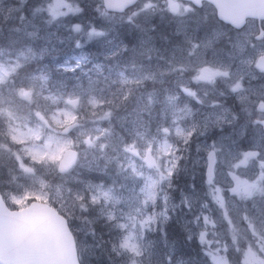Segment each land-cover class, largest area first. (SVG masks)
Here are the masks:
<instances>
[{"label":"rangeland","instance_id":"1","mask_svg":"<svg viewBox=\"0 0 264 264\" xmlns=\"http://www.w3.org/2000/svg\"><path fill=\"white\" fill-rule=\"evenodd\" d=\"M34 1L30 17L21 10L26 0H0V188L9 206L21 208L34 199L53 204L80 234L79 249L88 262L98 255L92 240L99 221L117 231L125 264H183L174 259L167 236L155 235L159 222L175 217L198 240L205 264H264V129L258 122L264 117L258 107L264 71L256 67L264 39H255L256 23L234 32L209 16V6L146 0L118 18L103 9L81 26L63 20L70 7L63 0ZM111 21L137 25L127 52L134 57L118 76L149 83L141 98L146 111L140 112H159L158 118L151 114L157 123L151 130L140 131L135 115L124 111L114 124L108 108L104 123L93 117L83 122L93 108L70 104L69 98L80 97L78 90L63 95L47 86L52 101L43 114L13 99V93L25 99L45 82L37 71L23 76L14 91L8 80L18 67L73 37L88 42ZM23 41H35L34 50L21 49ZM58 58V69L76 65L72 58ZM203 66L210 73L201 79ZM77 121L71 134L64 133ZM69 147L79 151L77 164L59 173ZM211 149L217 158L207 180ZM83 170L102 176L87 179Z\"/></svg>","mask_w":264,"mask_h":264},{"label":"trees","instance_id":"2","mask_svg":"<svg viewBox=\"0 0 264 264\" xmlns=\"http://www.w3.org/2000/svg\"><path fill=\"white\" fill-rule=\"evenodd\" d=\"M79 19L83 20L78 21ZM63 20L69 24L81 22L83 23L81 26L84 23L86 24L87 21L85 16L84 18L68 16ZM106 26L108 27L107 29L102 28V32L88 42L84 37H77L76 39L73 37L75 43L71 40L52 46L40 58L37 57V59L27 61L18 67L15 74L8 80V86L13 84L11 87L14 91L21 88L22 83L19 80L23 79V76L27 77L26 75H31L37 71L43 74V81L45 80V82L44 85L34 88L31 94L25 96V99H20L16 93L12 94L13 99L16 101L21 100L30 109L41 111V114H43L47 105L52 101L50 96L52 92L46 90L47 86L48 88H54L53 90L58 88L61 93L63 92V95L78 90L80 97H71L68 101L74 98L78 100L76 106L86 103L88 110L90 107L93 108L91 110L93 115L89 117L83 116V122H88L93 117L104 123L106 118L101 116L104 110L108 108L115 113V116L112 117L114 124L119 123L115 120V117L117 118L120 115L118 112L124 111L126 115H135L136 123L140 124L138 126L140 131L151 130L157 124L155 117L158 118L159 112L157 113L154 107L152 112H140L141 110L146 111L141 106V104L146 102H143L141 98H144L143 92L148 90L146 85L149 83L128 82L118 76L125 72V68L130 65V61L134 57V55L132 57L127 52L130 49L128 45H132V42L135 41L133 38L137 25L134 22L111 21ZM22 43L21 49L27 47L29 51L34 50L35 41L30 44L26 41ZM15 47H20V44L15 45ZM54 56L72 58L76 65L72 70L58 69L55 65L58 63L59 58L55 61ZM138 58L145 59L146 55L138 54ZM78 60H80L79 63L77 62ZM73 70H75V74H72L71 71ZM126 70L127 72L130 71L129 69ZM4 86L6 85L2 84V87ZM108 86L111 87V90H108ZM83 110H86V107H83ZM152 113L156 116L151 115ZM137 116L142 117V120L137 118ZM115 128L118 129L117 126ZM81 176L87 179H96L102 175L95 171L83 170ZM109 224L103 226L99 221L94 222L95 229L93 234L95 238H93L92 242L97 245L98 255L93 261L88 262L83 251H80L82 264H125L126 254L122 253V249L115 240L117 231L111 229ZM157 228L159 231L155 235L157 236L159 232L165 234L172 243L174 259L177 261L181 260L183 264H205L206 260L198 240L195 237H189L175 217H172L163 226H160L159 222ZM74 233L76 234L78 245H81L80 234L77 231Z\"/></svg>","mask_w":264,"mask_h":264},{"label":"water","instance_id":"3","mask_svg":"<svg viewBox=\"0 0 264 264\" xmlns=\"http://www.w3.org/2000/svg\"><path fill=\"white\" fill-rule=\"evenodd\" d=\"M137 0H103L107 10L121 12ZM201 5L203 0H191ZM217 16L237 28L242 27L247 18L264 19V0H208ZM258 68L264 69V54L256 61ZM208 75L207 68L201 76ZM77 105V99H71ZM258 107H264L260 101ZM264 127V119L260 121ZM76 123L64 127L68 132ZM79 152L67 148L58 163V172L70 170L77 162ZM206 173L210 177L215 161V151L207 153ZM0 264H81L75 237L67 218L56 208L39 200L31 201L19 209L10 208L0 192Z\"/></svg>","mask_w":264,"mask_h":264},{"label":"flooded vegetation","instance_id":"4","mask_svg":"<svg viewBox=\"0 0 264 264\" xmlns=\"http://www.w3.org/2000/svg\"><path fill=\"white\" fill-rule=\"evenodd\" d=\"M146 0H137L133 5L129 6L128 8H126L124 11H121V12H117V11H110V10H107L104 6V3H103V0H63V3L66 4L68 3L70 5V7L67 8L66 10V7L64 9V13H65V17H89L91 14L94 16L95 14H97L98 12H100L101 10H105L107 13L113 15V16H116L117 18L118 17H121V16H125L127 15L128 13L130 12H133L134 9H136L140 3L144 2ZM174 1H177L178 3H181V4H186V5H192L194 7V9H202L204 8L205 6H209L212 10L210 11L209 13V16L212 17V19H216L218 20V16H217V13H216V9L214 7V5L208 1V0H203L201 2V5H196L193 1L191 0H174ZM39 2V1H38ZM41 3H44V2H41ZM33 5H36L35 1L34 0H26V2H23L22 3V11H26L27 15H29L30 17L32 16V6ZM21 11V12H22ZM19 13V12H18ZM68 13V14H67ZM42 14V13H41ZM84 15V16H83ZM43 17V16H42ZM34 18H41V15H37L35 16ZM192 20V19H191ZM220 20V19H219ZM222 21V20H220ZM224 22V21H223ZM222 22V23H223ZM226 22H224L225 24ZM254 24L256 23L259 31L257 34H255V39L257 40H262L264 39V19H257V18H252V17H249L247 18L245 24L240 27V28H237L229 23V26H231V28L233 29L232 31L234 32H238V31H243L247 25H250V24ZM208 23L205 22L204 26H207ZM201 26H202V23H197V30L198 32L201 30ZM206 67L207 68V72H208V75H204L203 77L201 76L202 74V69ZM209 68L207 66H203L200 70V78L203 79L204 77L206 76H209ZM264 110V109H262ZM264 119V117L260 118L259 120H262ZM206 172H204V176H205ZM214 176V174H213ZM212 176V178H213ZM207 177L206 179L207 180H210L212 178L208 177L207 175L205 176Z\"/></svg>","mask_w":264,"mask_h":264},{"label":"bare ground","instance_id":"5","mask_svg":"<svg viewBox=\"0 0 264 264\" xmlns=\"http://www.w3.org/2000/svg\"><path fill=\"white\" fill-rule=\"evenodd\" d=\"M216 74L225 75V74H226V72L218 70V72H216Z\"/></svg>","mask_w":264,"mask_h":264}]
</instances>
